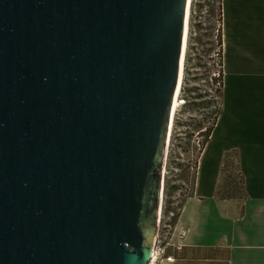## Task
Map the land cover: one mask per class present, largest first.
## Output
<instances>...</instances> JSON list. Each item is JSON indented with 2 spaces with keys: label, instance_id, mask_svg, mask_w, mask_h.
<instances>
[{
  "label": "water",
  "instance_id": "obj_1",
  "mask_svg": "<svg viewBox=\"0 0 264 264\" xmlns=\"http://www.w3.org/2000/svg\"><path fill=\"white\" fill-rule=\"evenodd\" d=\"M185 8L0 0V264H149Z\"/></svg>",
  "mask_w": 264,
  "mask_h": 264
},
{
  "label": "crops",
  "instance_id": "obj_2",
  "mask_svg": "<svg viewBox=\"0 0 264 264\" xmlns=\"http://www.w3.org/2000/svg\"><path fill=\"white\" fill-rule=\"evenodd\" d=\"M219 112L197 158L190 194L160 264H264V0H219ZM242 181L239 199L216 197L224 156Z\"/></svg>",
  "mask_w": 264,
  "mask_h": 264
},
{
  "label": "rangeland",
  "instance_id": "obj_3",
  "mask_svg": "<svg viewBox=\"0 0 264 264\" xmlns=\"http://www.w3.org/2000/svg\"><path fill=\"white\" fill-rule=\"evenodd\" d=\"M217 2L218 0L190 2L186 52L180 95L178 94L180 104L175 108L171 120L164 163L160 215L157 216L154 233L149 240L154 251L159 245L155 243L156 237L169 245L176 243L173 235H166V231L173 228L181 203L191 192L201 135L205 128L210 127L212 114L219 106L216 82L218 74L216 55L219 50L214 37L219 25ZM238 175L236 161L231 156L220 178L224 193L230 195L239 193Z\"/></svg>",
  "mask_w": 264,
  "mask_h": 264
},
{
  "label": "trees",
  "instance_id": "obj_4",
  "mask_svg": "<svg viewBox=\"0 0 264 264\" xmlns=\"http://www.w3.org/2000/svg\"><path fill=\"white\" fill-rule=\"evenodd\" d=\"M218 4V22H219V25H218V29L215 31V39H216V44H217V47H218V53H217V57H218V60H217V64H218V74H217V85H218V99L220 97V88H221V78H222V74H221V35H220V2L218 0L217 2ZM200 7H198L199 9ZM215 82V83H216ZM218 112H219V106L218 108H216V110L214 111V113L212 114V119H211V124H210V127L208 128H205V130L202 132V135H201V142H200V148H199V151L202 149L203 145L205 144V142L207 141L208 137H209V134L212 130V127L214 125V122H215V119L218 115ZM200 153V152H199ZM230 158V156L228 155H225L224 156V159H223V162H222V166H221V169H220V178L222 176V171L224 169V167L226 166L227 164V160ZM238 185H239V193L237 195H230V194H226L222 191V183H221V179L219 181V184L216 188V192H215V195L216 197H218L219 199L221 200H227V199H239L242 195V181H241V177L240 175H238ZM181 207V206H180Z\"/></svg>",
  "mask_w": 264,
  "mask_h": 264
},
{
  "label": "bare ground",
  "instance_id": "obj_5",
  "mask_svg": "<svg viewBox=\"0 0 264 264\" xmlns=\"http://www.w3.org/2000/svg\"><path fill=\"white\" fill-rule=\"evenodd\" d=\"M190 2H191V0H186V8H185L186 10H185L184 25H183L182 53H181V55H183L186 52L185 51V43L187 44V42H186V34H187V25L189 23L188 22V18H189L188 16H189ZM181 63H182V61L180 62V76H179L178 84H177L176 90H175V92H174V94L172 96V101H171V109H170V114H169V119H168V125H167V131H166V137H165V146L163 148L162 160H161L162 161V165H163V162L166 161L165 160L166 159V146H167L168 137H169V133H170L171 120H172V117H173L175 108L180 104L178 102V94H179V88H181L180 87V84H181L182 72H183L182 71L183 63L182 64ZM164 168L165 167H163L162 170H161L162 179H163V176H164ZM161 202H162V192H161V189H160V195H159L158 206H157V216L160 215ZM150 251L153 252V250L151 248H150Z\"/></svg>",
  "mask_w": 264,
  "mask_h": 264
},
{
  "label": "built area",
  "instance_id": "obj_6",
  "mask_svg": "<svg viewBox=\"0 0 264 264\" xmlns=\"http://www.w3.org/2000/svg\"><path fill=\"white\" fill-rule=\"evenodd\" d=\"M171 231L172 229H168V231H166V235H171ZM183 232L180 231L175 235V241L176 243L173 245H169L167 242H163V241H159L156 237L155 243L159 244L157 249L154 251V249L151 247V249L153 250V252H151V260L149 262V264H160L161 262L164 263H169L172 261V258L169 257L166 253L167 250H172L173 252H178L182 245H181V241L183 239ZM165 240V239H164ZM154 257V258H153Z\"/></svg>",
  "mask_w": 264,
  "mask_h": 264
}]
</instances>
